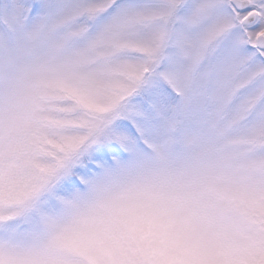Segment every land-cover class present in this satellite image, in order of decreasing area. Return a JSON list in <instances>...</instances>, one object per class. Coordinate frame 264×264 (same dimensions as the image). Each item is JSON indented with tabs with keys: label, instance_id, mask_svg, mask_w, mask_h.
Returning a JSON list of instances; mask_svg holds the SVG:
<instances>
[{
	"label": "snow or ice",
	"instance_id": "obj_1",
	"mask_svg": "<svg viewBox=\"0 0 264 264\" xmlns=\"http://www.w3.org/2000/svg\"><path fill=\"white\" fill-rule=\"evenodd\" d=\"M0 264H264V0H0Z\"/></svg>",
	"mask_w": 264,
	"mask_h": 264
}]
</instances>
